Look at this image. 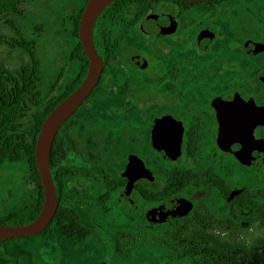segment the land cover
I'll list each match as a JSON object with an SVG mask.
<instances>
[{
    "label": "flooded vegetation",
    "instance_id": "1",
    "mask_svg": "<svg viewBox=\"0 0 264 264\" xmlns=\"http://www.w3.org/2000/svg\"><path fill=\"white\" fill-rule=\"evenodd\" d=\"M258 1L257 9L247 8L244 0L192 3L186 12L173 0L158 3L164 6L157 12L145 2L142 18L119 28L112 58L98 52L104 60L101 79L57 134L58 162L65 173L63 199L67 179L81 176L95 183L96 174L64 165L69 126L90 117L92 98L114 74L126 81L120 91L142 103V146L152 156L129 153L118 178L104 173L101 179V201L111 211L109 221L120 227L115 235L119 248L139 237L128 227L130 214L140 212L145 234L139 239L190 253L200 249L203 257L241 252L251 258L264 250V0ZM186 13L191 16L184 18ZM139 32L143 45L135 44L120 60L124 39ZM151 100L158 114L145 133ZM158 120L163 122L155 136ZM131 157L146 170L135 183L124 176ZM109 196L117 202L114 207L106 203ZM246 243L252 247L246 249Z\"/></svg>",
    "mask_w": 264,
    "mask_h": 264
},
{
    "label": "rangeland",
    "instance_id": "2",
    "mask_svg": "<svg viewBox=\"0 0 264 264\" xmlns=\"http://www.w3.org/2000/svg\"><path fill=\"white\" fill-rule=\"evenodd\" d=\"M247 1V2H246ZM86 0H26L20 14L0 15V34L11 39L22 37L26 41L37 40L34 57L40 62L41 83L39 89L44 97L52 98L70 84L79 68L78 61H71L76 45L71 32L72 16L85 5ZM246 7L257 9L258 0H244ZM149 10L157 12L164 5L149 4ZM245 7V8H246ZM165 9V8H164ZM145 7L132 9L127 13L120 27L126 21L143 16ZM189 18L190 13L183 15ZM190 23V19L185 21ZM19 35V36H18ZM127 36L122 44L120 60L132 52V46L143 45L141 32ZM117 54V55H118ZM29 57L23 49L0 48V66L15 71L27 65ZM115 64V63H114ZM114 64H111L113 66ZM112 71L109 68L108 73ZM115 78L102 86L92 98L91 114L87 120L79 117L71 123L64 165L73 172L86 170L97 175L95 183H88L81 176L67 179L63 206L73 208L91 234L86 240L69 237L65 230L56 228L46 238L38 237L0 244V264H264V250L247 258L241 252H222L220 256L203 257L200 249L184 252L180 247L163 242L139 239L144 233L140 212H133V224L129 231L139 233L126 247L117 246L115 235L120 230L109 221L110 212L105 209L101 179L108 174L112 179L119 177L124 168L127 154L140 157L152 156L150 149L142 146L144 122L141 102L133 103L120 91L126 81ZM130 89H127V93ZM141 92V91H138ZM152 97V94H149ZM141 98H138L140 101ZM158 104L151 100L148 111L150 120L158 114ZM63 134V132H62ZM64 143V136L60 137ZM151 159V158H150ZM28 170L23 164H5L0 172V212L19 209L28 204L35 193L28 184ZM111 207L117 205L108 197ZM126 228V227H124Z\"/></svg>",
    "mask_w": 264,
    "mask_h": 264
},
{
    "label": "trees",
    "instance_id": "3",
    "mask_svg": "<svg viewBox=\"0 0 264 264\" xmlns=\"http://www.w3.org/2000/svg\"><path fill=\"white\" fill-rule=\"evenodd\" d=\"M26 0H0V15L10 16L20 14L21 6ZM169 0H118L110 5L99 17L94 31L96 49L100 54L110 60L116 53V43H119L120 23L125 21L127 13L137 7H145V2L158 4ZM84 7L75 13L71 21L73 29L72 38L76 40L71 61H78L79 68L74 80L61 92L50 99L44 97L39 89L41 83L40 62L34 57L37 40L26 41L22 37L7 38L0 34V48L8 47L10 50L23 49L29 57L27 65L18 70L10 71L0 66V172L5 164H23L28 170V184H32L35 193L31 201L19 209L0 212V225L18 226L32 223L41 213L44 204V190L36 164L35 151L38 135L48 115L68 96H70L83 83L88 71V59L84 48L79 42V22ZM182 5V11H189L192 3L175 1ZM145 12V11H144ZM142 17L137 16V23ZM118 30V32H117ZM57 138L54 141L51 152V168L53 180L59 197V209L47 227V229L35 236L22 239L0 241L1 243L16 242L38 237H49L56 228L65 230L69 237H77L86 240L90 236V230L84 226L77 213L63 206V177L64 168L58 162ZM262 226L264 227V214ZM261 242L263 237H261ZM125 246L126 240H118ZM260 244V243H258ZM224 248L231 244L220 243ZM246 249L250 246L246 243ZM221 249H215V254Z\"/></svg>",
    "mask_w": 264,
    "mask_h": 264
},
{
    "label": "water",
    "instance_id": "4",
    "mask_svg": "<svg viewBox=\"0 0 264 264\" xmlns=\"http://www.w3.org/2000/svg\"><path fill=\"white\" fill-rule=\"evenodd\" d=\"M118 0H88L79 22V42L88 59V71L83 83L62 101L45 119L38 135L35 158L44 190V204L39 216L27 225H0V241L35 237L43 233L59 209V198L51 170V152L57 134L65 123L81 108L97 87L104 68V60L98 53L94 41L96 23L101 14ZM188 3H203L216 0H173ZM145 32V23H142ZM163 121H156L154 135ZM156 147V146H155ZM143 162L131 157L124 176L131 183L145 178Z\"/></svg>",
    "mask_w": 264,
    "mask_h": 264
}]
</instances>
